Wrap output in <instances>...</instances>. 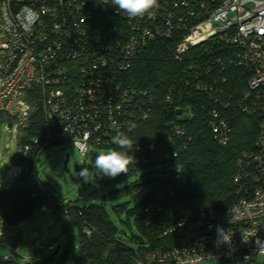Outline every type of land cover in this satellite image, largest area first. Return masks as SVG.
<instances>
[{
    "label": "built area",
    "instance_id": "1",
    "mask_svg": "<svg viewBox=\"0 0 264 264\" xmlns=\"http://www.w3.org/2000/svg\"><path fill=\"white\" fill-rule=\"evenodd\" d=\"M175 38L168 58L178 63L200 42L215 38L219 46L182 64L165 88L164 101L187 119L193 113L184 97L204 96L205 126L224 148L231 127L222 110L234 97L226 83L236 72L244 86L235 103L243 114L260 119L259 132L253 149L236 161V202L218 214L192 217L186 211L162 232L183 229L174 246L149 251L138 264H264V0H158L150 13L131 19L107 0H0V111L14 118L7 129L17 137L39 108L46 140L92 155V149L116 148L112 137L121 131L133 142L130 165L169 169L191 136L174 125L162 140L138 144L135 130L150 116L152 88L125 87L114 77L130 69L148 46L167 47ZM29 149L25 143L18 152L25 158ZM9 168L15 178L25 166ZM163 194H173L166 184L145 206V224ZM47 206L40 210L48 212ZM61 212L67 214V208ZM217 226L230 232L229 244L217 243ZM81 231L88 236L93 228L81 219Z\"/></svg>",
    "mask_w": 264,
    "mask_h": 264
},
{
    "label": "trees",
    "instance_id": "2",
    "mask_svg": "<svg viewBox=\"0 0 264 264\" xmlns=\"http://www.w3.org/2000/svg\"><path fill=\"white\" fill-rule=\"evenodd\" d=\"M176 44L172 39L167 47L150 45L133 62L128 70L116 74L115 82L122 86L150 87L154 95V103L149 118L135 130L138 144L155 143L170 132L174 125L184 128L186 135L191 136L184 149L170 163L169 169L157 171L148 167L129 165L128 172L115 178L101 180V186L114 187L103 203H112L111 209L116 216H123L120 222L127 230H119L108 214L104 204L90 203L77 205L64 203L40 181L38 177V156L42 150L52 145H66L65 142L51 141L44 138L45 122L39 108L32 111L25 126L20 130L18 146L30 144L27 157L19 152L10 165L25 166L12 183L0 189V216L7 227L15 226L40 210L47 204L54 213L60 214L67 208L78 228L77 250L73 257L76 264H138L145 253L160 249L166 250L174 246L183 229L177 228L166 234L162 232L176 224L186 211L192 217L202 214H218L228 209L237 200L233 176L236 161L246 151L253 149L258 136L260 119L243 114L235 100L242 89V77L234 72L228 75L226 89L233 94L230 105L222 110V114L231 127L230 141L226 147H219L205 126L203 104L208 101L201 94L184 97L183 104H190L193 116L182 118L181 112L174 110L164 101L166 86L171 82L175 72L182 64L197 62L200 58L219 46L215 38L192 47L186 54L183 63L173 61L169 57L170 50ZM36 94V93H35ZM205 105V106H206ZM14 118L0 111V124L13 123ZM38 137L34 143L33 138ZM96 152L92 154L95 160ZM139 175V182H130L117 187L130 177ZM168 185L173 194H163L155 203L152 216L145 224L143 210L153 199L162 185ZM146 189V194L133 205L129 201L118 203L124 197ZM159 207V209L155 208ZM80 210V216L77 211ZM191 217V218H192ZM81 219L92 226L93 231L86 236L81 231ZM126 236V240L124 239ZM22 240L18 232L7 244L17 247ZM0 264H15L11 259L0 256ZM38 264H63V259L54 262L51 255L44 257Z\"/></svg>",
    "mask_w": 264,
    "mask_h": 264
},
{
    "label": "rangeland",
    "instance_id": "3",
    "mask_svg": "<svg viewBox=\"0 0 264 264\" xmlns=\"http://www.w3.org/2000/svg\"><path fill=\"white\" fill-rule=\"evenodd\" d=\"M20 135H14L7 129V123L0 124V180L2 186L7 188L13 181L9 168L15 161L18 152V139ZM96 154L101 150L92 149ZM92 155H83L70 145H52L42 150L38 156V177L40 181L51 191L59 201L83 206L90 203H103V196L114 187L103 188L101 180L110 179L96 173L91 182L85 183L78 175L82 168L92 170ZM139 175L130 177L117 187L127 185L130 182H139ZM147 190L143 189L118 201H129L131 205L141 199ZM104 206L113 222L119 230H127L119 220L123 216H116L112 209V203L105 201ZM49 211L38 210L23 223L7 227L0 216V256L11 259L15 264H38L44 257L51 255L54 262L63 259V264H76L73 257L77 250L78 228L71 216L60 212L59 215L47 206ZM44 218V219H43ZM37 235H33V231ZM22 236L21 243L17 247L7 244L17 233ZM126 240V236H124ZM18 248V250H15ZM238 259V258H237ZM201 264H224L216 261H205Z\"/></svg>",
    "mask_w": 264,
    "mask_h": 264
},
{
    "label": "clouds",
    "instance_id": "4",
    "mask_svg": "<svg viewBox=\"0 0 264 264\" xmlns=\"http://www.w3.org/2000/svg\"><path fill=\"white\" fill-rule=\"evenodd\" d=\"M107 2L117 12L126 14L130 19L142 17L158 5V0H107ZM112 143L117 147L99 151L91 171L88 168H82L78 173L85 183L91 182L96 173L109 178L127 173L129 165L135 162L129 155V151L133 149V142L124 132L117 131L112 137ZM217 237L218 244L231 242L230 232L220 226H217Z\"/></svg>",
    "mask_w": 264,
    "mask_h": 264
},
{
    "label": "crops",
    "instance_id": "5",
    "mask_svg": "<svg viewBox=\"0 0 264 264\" xmlns=\"http://www.w3.org/2000/svg\"><path fill=\"white\" fill-rule=\"evenodd\" d=\"M44 219V218H43ZM21 223H23V222H21ZM18 225V224H17ZM16 226V225H15ZM33 235L35 234V235H37L36 234V231L34 230L33 232ZM206 261H211V262H213V261H216V262H220V263H224V264H233V263H230V262H226V261H220V260H206ZM203 262H205V261H203ZM202 263V262H201ZM200 263V264H201Z\"/></svg>",
    "mask_w": 264,
    "mask_h": 264
},
{
    "label": "water",
    "instance_id": "6",
    "mask_svg": "<svg viewBox=\"0 0 264 264\" xmlns=\"http://www.w3.org/2000/svg\"><path fill=\"white\" fill-rule=\"evenodd\" d=\"M16 62V58L13 60V62L11 63V67L15 64Z\"/></svg>",
    "mask_w": 264,
    "mask_h": 264
}]
</instances>
